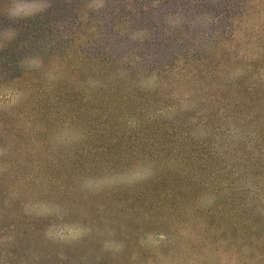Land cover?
I'll return each instance as SVG.
<instances>
[{
    "label": "trees",
    "instance_id": "1",
    "mask_svg": "<svg viewBox=\"0 0 264 264\" xmlns=\"http://www.w3.org/2000/svg\"><path fill=\"white\" fill-rule=\"evenodd\" d=\"M47 3L12 22L0 0V89L23 93L0 109V264H264V0ZM68 125L83 139L57 145Z\"/></svg>",
    "mask_w": 264,
    "mask_h": 264
},
{
    "label": "clouds",
    "instance_id": "2",
    "mask_svg": "<svg viewBox=\"0 0 264 264\" xmlns=\"http://www.w3.org/2000/svg\"><path fill=\"white\" fill-rule=\"evenodd\" d=\"M89 8L99 12L104 7V0H89ZM50 7L47 0H8L7 11L5 15L9 21L15 22L34 17L43 13ZM0 49L5 48L13 40L16 39L17 31L14 28L8 27L0 30ZM43 65L42 57L39 54L25 56L19 61V67L23 71L35 70ZM0 96L6 99V103L0 104V109L5 111L10 110L20 102L23 93L17 89L4 86L0 89ZM83 139V133L79 128L74 126H62L54 134L53 141L57 145L70 147L79 143ZM154 175L151 163H137L127 172L115 174V177L103 176L97 178H86L81 184L82 190L88 192H99L106 190L116 184H135L145 181ZM214 197H209L207 203L210 205ZM88 229L82 225H72L70 227L50 226L46 230L45 235L52 240H64L68 237L76 240L86 235Z\"/></svg>",
    "mask_w": 264,
    "mask_h": 264
},
{
    "label": "rangeland",
    "instance_id": "3",
    "mask_svg": "<svg viewBox=\"0 0 264 264\" xmlns=\"http://www.w3.org/2000/svg\"><path fill=\"white\" fill-rule=\"evenodd\" d=\"M34 207V206H33ZM37 212H44V204H37V206L34 207ZM34 210V209H33ZM75 225V224H74Z\"/></svg>",
    "mask_w": 264,
    "mask_h": 264
}]
</instances>
